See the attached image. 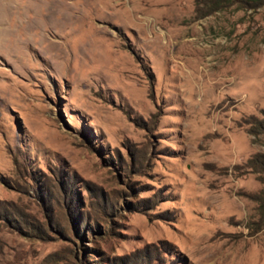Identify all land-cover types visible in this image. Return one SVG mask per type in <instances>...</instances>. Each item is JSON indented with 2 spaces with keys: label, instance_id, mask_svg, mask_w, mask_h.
Listing matches in <instances>:
<instances>
[{
  "label": "rangeland",
  "instance_id": "obj_1",
  "mask_svg": "<svg viewBox=\"0 0 264 264\" xmlns=\"http://www.w3.org/2000/svg\"><path fill=\"white\" fill-rule=\"evenodd\" d=\"M262 120L264 0H0V264H264Z\"/></svg>",
  "mask_w": 264,
  "mask_h": 264
},
{
  "label": "trees",
  "instance_id": "obj_2",
  "mask_svg": "<svg viewBox=\"0 0 264 264\" xmlns=\"http://www.w3.org/2000/svg\"><path fill=\"white\" fill-rule=\"evenodd\" d=\"M258 130L264 131V120L259 122ZM252 167L256 172H264V155H256L251 161Z\"/></svg>",
  "mask_w": 264,
  "mask_h": 264
},
{
  "label": "bare ground",
  "instance_id": "obj_3",
  "mask_svg": "<svg viewBox=\"0 0 264 264\" xmlns=\"http://www.w3.org/2000/svg\"><path fill=\"white\" fill-rule=\"evenodd\" d=\"M2 7V6H1ZM6 8V7H5ZM3 20V19H2Z\"/></svg>",
  "mask_w": 264,
  "mask_h": 264
}]
</instances>
